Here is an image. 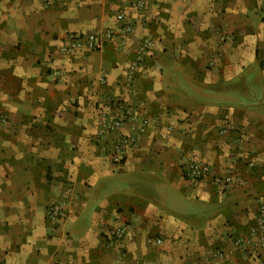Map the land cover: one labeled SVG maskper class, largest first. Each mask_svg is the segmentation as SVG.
Returning a JSON list of instances; mask_svg holds the SVG:
<instances>
[{
  "label": "crops",
  "instance_id": "1",
  "mask_svg": "<svg viewBox=\"0 0 264 264\" xmlns=\"http://www.w3.org/2000/svg\"><path fill=\"white\" fill-rule=\"evenodd\" d=\"M130 1L0 0V264H264V0ZM126 106L151 120L112 163L133 131L98 120ZM188 159L209 173L184 180Z\"/></svg>",
  "mask_w": 264,
  "mask_h": 264
},
{
  "label": "built area",
  "instance_id": "2",
  "mask_svg": "<svg viewBox=\"0 0 264 264\" xmlns=\"http://www.w3.org/2000/svg\"><path fill=\"white\" fill-rule=\"evenodd\" d=\"M129 5L132 7L140 8L143 7L144 3L143 0H131ZM122 17V15H119ZM123 33H127L130 30L128 24L124 25L122 28ZM112 34L111 31H105L104 35L106 37H110ZM98 32H90L84 38L81 37H74L69 42L63 44L60 47V51L63 53H69L74 50H79L83 48H94L98 44ZM150 49V42L145 40L142 44L137 48V55L136 59L133 63L130 64L128 68L129 75L132 74L133 68L136 63L140 62L144 55ZM54 75H58V70H53L52 72ZM106 107V106H105ZM150 117L142 113L141 115H136V113L130 109L128 106L121 111L120 114L108 115V114H101L99 116L98 125L99 129L97 131V136L99 139L105 138L106 135L120 128L125 122L129 124V129L133 131L132 134H127L120 136L117 139L111 141L108 151L110 153V159L112 163H119L121 160V155L128 147H130L138 134L142 133L147 124L150 122ZM100 150H106L105 144L100 147ZM107 151V150H106ZM210 170L209 164L205 162H201L196 159H188L182 169V178L184 180H194V179H201L205 177ZM230 180L229 176H213V182H223L228 183ZM69 188H67L64 193L63 197L56 201L52 202L47 206V216L51 219L58 220L62 218L65 214V207L69 202ZM127 226L125 224H120L116 226L113 230V237L115 239L120 238L124 232L126 231ZM264 229V203H260L257 212H256V226L252 227L251 233L255 235V243L262 244L264 243V237L261 233V230ZM150 242H154L156 244L161 243V239L159 237L149 238ZM250 240L245 236H235L231 239V244L234 249H242L247 244H249ZM214 255L223 261L224 253L222 250H216Z\"/></svg>",
  "mask_w": 264,
  "mask_h": 264
},
{
  "label": "rangeland",
  "instance_id": "3",
  "mask_svg": "<svg viewBox=\"0 0 264 264\" xmlns=\"http://www.w3.org/2000/svg\"><path fill=\"white\" fill-rule=\"evenodd\" d=\"M259 88H260V87L257 86L254 90L259 89ZM259 90H260V89H259Z\"/></svg>",
  "mask_w": 264,
  "mask_h": 264
}]
</instances>
